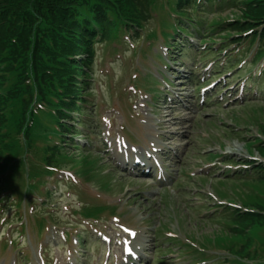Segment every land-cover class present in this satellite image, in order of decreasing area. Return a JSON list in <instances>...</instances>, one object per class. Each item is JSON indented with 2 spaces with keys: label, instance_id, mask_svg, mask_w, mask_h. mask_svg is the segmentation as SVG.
Segmentation results:
<instances>
[{
  "label": "rangeland",
  "instance_id": "1",
  "mask_svg": "<svg viewBox=\"0 0 264 264\" xmlns=\"http://www.w3.org/2000/svg\"><path fill=\"white\" fill-rule=\"evenodd\" d=\"M175 2L155 0L150 6L151 11L153 9L152 18L145 22L146 27L142 30L132 28V33L121 27H112L107 39L96 43L93 81L89 86L92 87L89 90L93 93L94 109L84 117L89 120V125L79 135H56L54 139L71 158L63 162L64 166L54 169L52 177L44 183L54 191L53 194L47 197L41 190L45 186H42L31 197L23 201L20 199L34 182V174L30 176V171L36 155H30L25 167L10 170L15 172L10 177L15 174L14 177L9 179L10 183L5 188L0 186V231L5 230L0 236V264H11L20 246L21 260L29 257V250L33 252L30 262L22 260V264H41L40 243L46 239L43 242L45 245L48 237H54L47 244L50 264L61 261L65 264H103L106 259L113 264L120 251L114 248L111 258H108L107 246L94 242L98 234L93 231L92 224L108 234L116 231V222L109 217L114 205L120 206L112 211V214L119 215L120 223L134 225L141 232L137 246L141 249L142 264H160L161 258L166 259L163 264H188L195 261V256H220L225 252L223 248L232 245L230 240L225 241L232 236L224 230V221L230 219V210L220 212L222 205L219 203L229 199L250 205L245 199L246 192L239 194L235 186L257 190L263 184L233 181L231 186L230 181L223 178L224 170H238L243 164L239 161L247 159L254 162L261 158L254 148L255 144H246V141L259 135L257 124L264 125V96L257 103L240 106L231 93L235 95L239 91L241 95V87L247 81L250 89L246 93L256 91L259 84L253 83L251 72L247 69L238 74L235 69L222 75L221 69L213 68L217 56L199 52L208 49L196 36L191 38L192 49L186 51L187 45L180 38L182 43L173 50L169 49L174 40L167 41L166 36L173 32L172 26L176 23ZM220 15L228 20L237 16L229 9ZM217 16V12H209L206 17ZM214 40H219V37ZM182 48L184 54L180 53ZM228 53L225 51L220 60ZM252 68L256 69V66ZM212 81L218 82L215 87L221 92H215L217 88L205 92L207 99L201 103V87ZM213 92L221 94L211 98ZM18 106L17 101L12 111L14 114L8 117L10 130L14 128L13 121L16 124L22 116V108ZM236 117H244L246 122L240 123ZM165 119H171L172 123ZM34 129L43 132L36 125ZM175 131L178 135L173 133ZM117 132H122L130 143L138 141L144 157L153 146L165 147L159 154L166 173L158 177L155 173L143 176L138 172L120 170L123 160L115 145L100 152L95 144V140H103L110 134L114 137ZM88 140L90 145L87 147ZM217 153L222 156L215 157ZM249 153L256 159L250 158ZM17 154H20L19 150ZM86 155L97 161L86 162L81 158ZM41 177L44 175L34 176L36 188L43 184ZM127 181L133 182L131 186L134 188H126L125 183L130 184ZM232 191L236 194H231ZM43 194L48 203L42 205ZM132 195L135 197L130 200ZM82 199L83 207L95 216H99L98 206H105L107 212L95 220L86 218L79 211L83 208L80 207ZM49 204H52L51 207ZM255 206L259 207L258 204ZM47 210L54 212L49 219L42 216ZM2 216L7 218L4 220L6 226ZM47 223L55 230L56 226L66 230L68 241L64 240L63 232L52 235L53 228L45 235ZM78 229L79 234L84 235V244L79 239L76 242L74 234ZM9 232L15 236L14 242L7 239ZM72 235L74 243H71ZM170 237L173 238L169 240ZM169 244H173L171 251H168ZM74 248L75 251L72 250ZM69 249L73 251L72 255ZM66 254L64 259L56 257ZM211 262H215L213 257L205 263Z\"/></svg>",
  "mask_w": 264,
  "mask_h": 264
},
{
  "label": "trees",
  "instance_id": "2",
  "mask_svg": "<svg viewBox=\"0 0 264 264\" xmlns=\"http://www.w3.org/2000/svg\"><path fill=\"white\" fill-rule=\"evenodd\" d=\"M154 2L0 0V171L21 165V154L16 155L20 144L12 142L15 151L4 154L10 146L5 142L11 141L10 135H16L21 129L28 134L37 99L52 108L54 120L62 127V135L79 133L76 124L69 126L64 120L71 118L72 112L79 116L86 112L82 102L87 100H83L82 95L89 90L93 78L97 37L107 39L110 28L118 22L133 23L141 30L152 18L150 6ZM175 5L177 18L170 37L179 36L190 43L188 38L196 35L206 45L222 44V48L228 49L234 44L235 52L244 46L237 51L240 57L255 50L253 63L264 60V0H176ZM227 9L234 11L235 19L220 15ZM209 12H217L219 16L209 19L206 17ZM217 36L219 40L215 42ZM233 57L231 55L227 61L229 67L238 62L231 60ZM17 101L22 116L16 124L13 121V130L3 133L2 129L9 127L8 117L14 114ZM78 121L77 125L82 124L80 119ZM31 143L35 146V141ZM258 148L264 155V141L259 142ZM37 149L48 153L41 159L44 166L38 165L37 175L50 172L46 165L49 168L62 165L71 158L58 145L45 144ZM260 167L264 172V165ZM249 177H252L249 182L263 184L250 191V205L258 204L256 208L264 211V173L251 172ZM225 227L226 234L232 236L225 241L230 240L240 255L252 256L250 248L256 244L264 250L261 246L264 245L263 214H242L236 209L230 213V219L225 220Z\"/></svg>",
  "mask_w": 264,
  "mask_h": 264
},
{
  "label": "bare ground",
  "instance_id": "3",
  "mask_svg": "<svg viewBox=\"0 0 264 264\" xmlns=\"http://www.w3.org/2000/svg\"><path fill=\"white\" fill-rule=\"evenodd\" d=\"M165 120H169L170 122H171V119H165ZM172 123V122H171ZM176 132H174V134H175ZM156 157L158 158V156L156 155Z\"/></svg>",
  "mask_w": 264,
  "mask_h": 264
},
{
  "label": "snow or ice",
  "instance_id": "4",
  "mask_svg": "<svg viewBox=\"0 0 264 264\" xmlns=\"http://www.w3.org/2000/svg\"><path fill=\"white\" fill-rule=\"evenodd\" d=\"M133 235H135V233H133Z\"/></svg>",
  "mask_w": 264,
  "mask_h": 264
}]
</instances>
